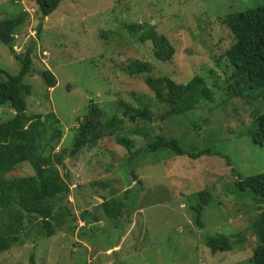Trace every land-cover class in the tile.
<instances>
[{"label": "rangeland", "instance_id": "1", "mask_svg": "<svg viewBox=\"0 0 264 264\" xmlns=\"http://www.w3.org/2000/svg\"><path fill=\"white\" fill-rule=\"evenodd\" d=\"M263 4L264 0H63L44 21L36 45L34 76L26 80L32 86L27 99L28 114L54 112L65 131L57 151L69 146L78 120L89 114L92 103L107 114L119 115L129 109L127 106L123 109L122 104L150 106L153 114L159 116L158 112L164 113L163 106L147 87L144 76L128 75L129 62H151L153 77L168 76L179 84L200 76L203 69H215L217 73L210 78V87L220 85L217 74L222 75V69L217 68V61L224 54L220 47L226 49L233 42L229 28L220 18ZM34 8L31 0H0V10L5 12L2 16L0 12V20L19 14L20 9L31 17L27 36L14 47L19 54L26 52L31 40L38 38L39 22ZM139 23L157 25L159 33L175 45L177 52L170 63L155 61L149 44L131 42L126 25ZM46 66L58 81L48 93L39 76ZM0 68L11 75L20 72V64L5 45H0ZM218 91L214 88L216 102L211 114L204 108L192 116H184L185 120L173 117L157 121L151 125L154 129L139 135L124 134L131 140V160L115 137L101 140L74 158L67 157V170L74 184L70 201L78 217L84 209L94 211L104 202L103 197H111L110 192L121 196L129 189L141 190L142 186L133 181L126 167L131 169L137 158L141 161L139 165H145L137 169L144 189L129 195L127 207L132 213L123 221L124 227L112 228L102 219L96 224L100 225L99 232L87 231L85 237L59 230L51 238L40 237L39 245L29 243L1 252L0 264H230L242 260L245 262L241 264H253L246 261L256 246L252 232L247 239L250 249L244 245L230 254L212 256L204 244V240L217 234L231 236L236 234L233 232H245L248 225L244 221L258 212L243 195L236 196L237 202L222 194V185L233 181L231 168L243 178L264 173V147L254 142L258 111L246 106L235 114L233 104L242 107L243 101L234 99L225 103L224 91ZM14 115L9 103L0 106V123ZM192 122L198 125V130L191 127ZM158 135L176 138L193 152L210 148L228 158L232 167L219 155L192 159L169 157L160 151L157 155H141L139 151L134 154L145 148L144 140L150 142ZM151 161L154 162L148 165ZM33 173L31 166L25 164L16 171V176ZM90 184L96 185L95 188H90ZM204 189H211L216 200L204 209V228H200L191 209L196 201L192 195ZM79 222L83 228V222ZM33 237L34 233L30 239Z\"/></svg>", "mask_w": 264, "mask_h": 264}, {"label": "trees", "instance_id": "2", "mask_svg": "<svg viewBox=\"0 0 264 264\" xmlns=\"http://www.w3.org/2000/svg\"><path fill=\"white\" fill-rule=\"evenodd\" d=\"M31 1L36 7L34 11L39 22L36 31L40 38L44 21L58 9L63 0ZM12 3L21 7L17 2L12 1ZM20 11L17 15L0 20V45L7 46L20 64V72L17 75H11L0 68L2 78L0 106L9 103L15 111V115L10 120L0 123V253L10 251L13 246L23 247L29 243L39 245L42 241H38L40 237L51 238L59 230H65L73 236L85 237L87 231L99 232L98 226L100 225L96 224L102 219L109 222L112 228L118 227L116 225L124 227L126 222L123 221L127 220L128 214L132 213V209L127 207V200L135 190H126L121 196H117L118 192L114 194L110 192L111 197H103L104 202L99 204L94 211L84 209L78 217L70 201L74 184L67 170V157L74 158L81 152L91 150L101 140L115 137L116 143L126 148L129 153L127 159L131 160L133 154L131 140H128L124 134L139 135L143 133L142 131L154 129L151 125L157 121L173 117L184 119V116H192L196 111L204 108L207 109L208 114L213 113L212 105L216 102L214 88L217 91H224L225 103L232 102L234 99L243 101L242 107L233 104L232 111L235 114L243 111L246 106L258 111L255 120L254 142L264 147V113L262 112V103H264V4L255 9L220 18L224 26L229 28L233 39L228 48L220 47L224 53L217 61V68L222 69V75L217 74L218 82L221 81L220 85L210 87V78L217 73L215 69H203L204 73L200 76L197 74L187 83L179 84L168 76L153 77L151 62L132 60L126 69L128 75L144 76L147 87L154 93L157 102L163 106L164 113L158 112L159 116H155L150 106L142 105L137 108L122 104L123 109L125 106L129 108L124 109L122 115L107 114L97 104L92 103L89 114L78 120L69 146L62 147L59 151L57 149L65 137V131L54 112L46 115L28 114L27 99L32 94V86L27 84L26 80L34 76L32 74L33 59L39 39L31 40L24 53L19 54L14 51L17 42L27 36L28 27L31 24L29 13L22 9ZM0 12L1 16L5 13L1 10ZM126 26L131 33V42L143 46L150 45L155 61L170 63L173 60L177 49L166 35L159 33L157 25L139 23ZM39 76L46 93L58 84L56 76L48 67L41 69ZM191 127L198 130V125L194 122L191 123ZM144 142L145 148L142 147L143 149L137 150L134 154L139 151L142 152L141 155L152 153L157 155L160 151L169 157L172 155L188 156L192 159L206 155H219L232 167L228 158L213 152L210 148L193 152L186 149L176 138L158 135L150 142L146 140ZM153 162H149L148 165ZM140 163L141 161L137 158L131 169L126 167V172L133 177V181L142 186L141 190L135 191L136 193L144 189L137 169L145 165H139ZM25 164L31 166L34 171L33 175L16 176V171ZM169 166L171 167V163ZM231 171L234 175L233 181L222 185L224 189L222 194L236 201L240 195H243L249 202H252L254 207H257L255 210L258 212L253 218H247L244 221L248 225L245 232H233L236 234L231 236L217 234L204 240V244L212 256L223 253L220 255L222 256L235 252L244 245L247 246L248 234L252 232L255 235L256 246L248 245V249L252 247V254L246 261L251 260L253 264H264V173L243 178L234 168H231ZM131 177L128 180L129 185L132 183ZM95 186L90 184L92 189ZM192 198L196 200L191 208L196 215V224L204 228L202 220L204 209L216 200V196L211 189H204L192 195ZM245 204L247 205L245 207L250 208V204ZM79 221L83 222V228L80 227ZM32 233L34 237L30 239ZM122 234H125L123 229ZM31 261L34 262V256L31 257ZM243 262L245 260L230 264Z\"/></svg>", "mask_w": 264, "mask_h": 264}, {"label": "clouds", "instance_id": "3", "mask_svg": "<svg viewBox=\"0 0 264 264\" xmlns=\"http://www.w3.org/2000/svg\"><path fill=\"white\" fill-rule=\"evenodd\" d=\"M35 35H36V34H35ZM38 39H40V38L38 37ZM43 54L47 55V52H43ZM43 63H45V61H43Z\"/></svg>", "mask_w": 264, "mask_h": 264}]
</instances>
